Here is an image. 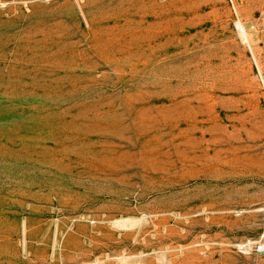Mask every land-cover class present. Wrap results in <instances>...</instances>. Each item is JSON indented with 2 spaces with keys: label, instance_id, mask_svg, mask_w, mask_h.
<instances>
[{
  "label": "rangeland",
  "instance_id": "obj_1",
  "mask_svg": "<svg viewBox=\"0 0 264 264\" xmlns=\"http://www.w3.org/2000/svg\"><path fill=\"white\" fill-rule=\"evenodd\" d=\"M260 245L264 0H0V264Z\"/></svg>",
  "mask_w": 264,
  "mask_h": 264
},
{
  "label": "bare ground",
  "instance_id": "obj_2",
  "mask_svg": "<svg viewBox=\"0 0 264 264\" xmlns=\"http://www.w3.org/2000/svg\"><path fill=\"white\" fill-rule=\"evenodd\" d=\"M241 28H243V30H244V34H242V36L245 39H247L249 42H251L253 40V38H254V32L251 29H248L247 26H242Z\"/></svg>",
  "mask_w": 264,
  "mask_h": 264
},
{
  "label": "built area",
  "instance_id": "obj_3",
  "mask_svg": "<svg viewBox=\"0 0 264 264\" xmlns=\"http://www.w3.org/2000/svg\"><path fill=\"white\" fill-rule=\"evenodd\" d=\"M258 252L259 253H264V245H260L259 247H258Z\"/></svg>",
  "mask_w": 264,
  "mask_h": 264
}]
</instances>
